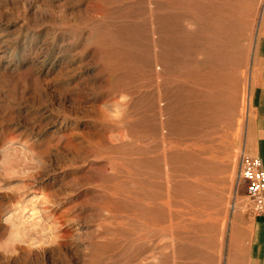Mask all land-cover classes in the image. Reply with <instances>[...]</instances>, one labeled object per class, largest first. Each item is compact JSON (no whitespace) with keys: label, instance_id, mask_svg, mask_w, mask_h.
Listing matches in <instances>:
<instances>
[{"label":"rangeland","instance_id":"rangeland-1","mask_svg":"<svg viewBox=\"0 0 264 264\" xmlns=\"http://www.w3.org/2000/svg\"><path fill=\"white\" fill-rule=\"evenodd\" d=\"M264 0H0V264H233Z\"/></svg>","mask_w":264,"mask_h":264},{"label":"crops","instance_id":"crops-1","mask_svg":"<svg viewBox=\"0 0 264 264\" xmlns=\"http://www.w3.org/2000/svg\"><path fill=\"white\" fill-rule=\"evenodd\" d=\"M246 153L264 166V10L249 74V117L244 139ZM233 264H264V212L251 215L244 232H233Z\"/></svg>","mask_w":264,"mask_h":264},{"label":"built area","instance_id":"built-area-1","mask_svg":"<svg viewBox=\"0 0 264 264\" xmlns=\"http://www.w3.org/2000/svg\"><path fill=\"white\" fill-rule=\"evenodd\" d=\"M245 184L246 197L252 215L264 212V166L259 157L242 152L238 185Z\"/></svg>","mask_w":264,"mask_h":264}]
</instances>
